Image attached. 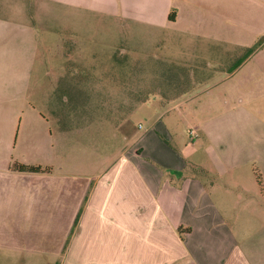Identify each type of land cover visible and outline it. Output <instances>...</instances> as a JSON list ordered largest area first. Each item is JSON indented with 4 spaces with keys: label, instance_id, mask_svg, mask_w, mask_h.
<instances>
[{
    "label": "crops",
    "instance_id": "obj_1",
    "mask_svg": "<svg viewBox=\"0 0 264 264\" xmlns=\"http://www.w3.org/2000/svg\"><path fill=\"white\" fill-rule=\"evenodd\" d=\"M29 1L0 0V26L6 30L15 27L13 4L20 13ZM32 1L36 3L35 22L42 20L37 17V10L49 7L50 1L58 13L96 10L123 26L131 23L137 28L175 27L184 22L185 36L209 43L215 49L214 58H218V49L222 51L225 40L221 28L224 16L218 9L236 3V0ZM251 1L261 10L260 17H264V0ZM207 6L214 11L206 12ZM173 10L175 18L171 19ZM209 12L213 15L209 16ZM24 31L27 37L34 36L32 26ZM11 32L7 34L14 36ZM217 63L206 59L208 67L215 68ZM78 70L77 66H58L56 83L47 86L49 100L56 106L62 107L65 102L56 94L58 87L73 91L75 100L72 92V100H68L72 106L80 103V87L74 76ZM69 73L71 77L66 75ZM53 89L56 91L51 93ZM75 111L58 114L54 130L49 124L53 119L29 106L27 122L41 126L36 132L43 136L38 141L40 159L23 158L17 152L21 146L30 144L29 138L19 139L20 125L13 133L0 130V249L16 259L15 264H264V169L260 174L252 164L251 173H243L247 175L245 178L239 172L245 163L221 162L220 174L232 171L230 182L224 181L223 185L216 180L207 182L204 176L209 171L201 162L192 163L203 168V173L197 175L182 158V152L161 140L152 128L131 133L133 146L144 140L141 145L125 147L100 166L74 160L63 162V143L73 135L80 120L77 108ZM18 117L20 121L23 119L21 114ZM15 118L11 116V122ZM5 119L10 120V116ZM204 126L200 124L198 128L216 147L220 145L221 134ZM25 131L31 137V130ZM194 134L199 136L197 132ZM231 136L253 137L252 146L256 142L264 144V128L234 130ZM14 163L41 169H14ZM240 211L242 214L247 211V223L242 219V225L238 221ZM50 238L55 239L60 250L56 262L43 261Z\"/></svg>",
    "mask_w": 264,
    "mask_h": 264
},
{
    "label": "rangeland",
    "instance_id": "obj_2",
    "mask_svg": "<svg viewBox=\"0 0 264 264\" xmlns=\"http://www.w3.org/2000/svg\"><path fill=\"white\" fill-rule=\"evenodd\" d=\"M48 4L41 12L37 10L42 19L37 22L35 1L21 7L20 13L13 4L16 26L9 30L0 26V130L13 133L20 125L19 139L29 138L30 142L17 150L23 158H42L38 141L43 136L36 133L40 123L27 122L33 105L38 113L53 119L49 124L54 130L58 114L75 113L77 108L80 120L63 143V162L100 166L125 147L141 145L144 140L133 146L131 133L152 128L161 140L182 152L197 175L203 168L192 163L201 162L209 171L204 173L207 182H230L232 171L220 174L219 163L234 160L245 163L239 168L241 174L251 173L252 164L262 174L264 144L252 146L253 137L231 136L234 130L264 128V17L251 0H236L218 9L224 16L225 38L218 58L209 43L185 36L184 22L175 27L137 28L131 23L123 26L96 10L58 13L54 2ZM211 9L214 11L207 6L206 12ZM28 26L35 29L32 38L24 31ZM206 59L216 60L217 67H208ZM241 62L243 66L235 70ZM62 64L79 68L74 74L80 87L77 106L68 103L73 91L66 88L51 92L65 100L62 107L49 100L47 86L56 83V71ZM11 116H16L13 122ZM200 124L221 134L222 143L216 147L198 128ZM25 129L31 130V137ZM238 215L242 225L247 211ZM48 246L43 261L56 262L60 250L55 239L50 238ZM9 256L0 249V264H13L16 259Z\"/></svg>",
    "mask_w": 264,
    "mask_h": 264
},
{
    "label": "trees",
    "instance_id": "obj_3",
    "mask_svg": "<svg viewBox=\"0 0 264 264\" xmlns=\"http://www.w3.org/2000/svg\"><path fill=\"white\" fill-rule=\"evenodd\" d=\"M170 18L171 19L175 18L174 10L170 13ZM12 166L14 169H19V170H40L41 169L40 166L27 165L23 163H14ZM259 183L262 184V180L260 176H259Z\"/></svg>",
    "mask_w": 264,
    "mask_h": 264
}]
</instances>
